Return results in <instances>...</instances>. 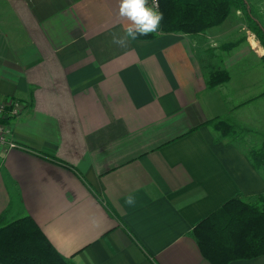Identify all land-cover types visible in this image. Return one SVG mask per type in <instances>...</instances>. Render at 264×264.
<instances>
[{"label": "crops", "instance_id": "obj_1", "mask_svg": "<svg viewBox=\"0 0 264 264\" xmlns=\"http://www.w3.org/2000/svg\"><path fill=\"white\" fill-rule=\"evenodd\" d=\"M118 7L0 0V101L24 104L3 118L16 146L0 145V216H32L74 264H212L192 229L264 193L248 155L264 147V46L230 24L122 48ZM217 69L229 78L211 85Z\"/></svg>", "mask_w": 264, "mask_h": 264}, {"label": "trees", "instance_id": "obj_2", "mask_svg": "<svg viewBox=\"0 0 264 264\" xmlns=\"http://www.w3.org/2000/svg\"><path fill=\"white\" fill-rule=\"evenodd\" d=\"M158 1L159 10L164 13L159 32H202L222 24L235 7L245 12L253 32L264 46V26L248 0ZM228 78L227 70L217 69L210 74L209 83L215 85ZM212 122L223 136L242 138L227 119L215 118ZM248 155L255 167L264 169V147H248ZM191 234L203 256L212 264H229L233 260L264 255V193L252 196L241 193L229 199L201 220ZM0 264L74 263L54 246L32 216L9 221L1 214Z\"/></svg>", "mask_w": 264, "mask_h": 264}, {"label": "clouds", "instance_id": "obj_3", "mask_svg": "<svg viewBox=\"0 0 264 264\" xmlns=\"http://www.w3.org/2000/svg\"><path fill=\"white\" fill-rule=\"evenodd\" d=\"M118 16L122 21V35L112 34V43L126 48L130 41H136L141 36L158 34L164 19V13L159 10L157 0H118ZM128 204L134 203L133 197H127Z\"/></svg>", "mask_w": 264, "mask_h": 264}, {"label": "rangeland", "instance_id": "obj_4", "mask_svg": "<svg viewBox=\"0 0 264 264\" xmlns=\"http://www.w3.org/2000/svg\"><path fill=\"white\" fill-rule=\"evenodd\" d=\"M250 4L252 5L254 14L262 21V24L264 26V0H248ZM230 24H234L230 30H243V34L245 36H248V39L252 40V37H249L251 33L255 35L254 32L248 31L252 30L250 21L248 17L246 16L245 12L242 10L237 11L235 7H232L231 12L227 19L220 25L214 26V29L217 30V28L224 29L225 26H229ZM254 40L257 41L256 35ZM252 42V41H251ZM258 44V43H257ZM252 45L253 44L252 42ZM264 64V62H263ZM262 76H263V86H264V67L262 70H260Z\"/></svg>", "mask_w": 264, "mask_h": 264}, {"label": "built area", "instance_id": "obj_5", "mask_svg": "<svg viewBox=\"0 0 264 264\" xmlns=\"http://www.w3.org/2000/svg\"><path fill=\"white\" fill-rule=\"evenodd\" d=\"M149 5L152 4V0H148ZM158 5L159 1L157 0ZM249 37L255 38V35L251 33ZM24 107V104L18 100L13 101L12 107L9 110L7 104L0 101V145H8L10 147L16 146L14 141L10 140L9 136L11 133V129L5 125L3 122V118L7 117V114L11 112L10 114L16 115L19 114L20 110Z\"/></svg>", "mask_w": 264, "mask_h": 264}]
</instances>
